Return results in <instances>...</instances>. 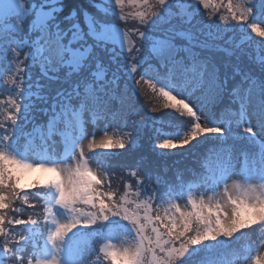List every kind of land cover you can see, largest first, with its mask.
<instances>
[{"label": "snow or ice", "instance_id": "1", "mask_svg": "<svg viewBox=\"0 0 264 264\" xmlns=\"http://www.w3.org/2000/svg\"><path fill=\"white\" fill-rule=\"evenodd\" d=\"M129 3L152 9L139 25L125 0H0V264H264V0H218L207 18L213 0ZM165 110L179 135L158 126ZM146 127L156 155L203 150L196 194L183 174L153 182L147 156L114 171ZM35 170L51 177L26 183Z\"/></svg>", "mask_w": 264, "mask_h": 264}, {"label": "rangeland", "instance_id": "2", "mask_svg": "<svg viewBox=\"0 0 264 264\" xmlns=\"http://www.w3.org/2000/svg\"><path fill=\"white\" fill-rule=\"evenodd\" d=\"M217 2H218V0H213V3L209 5L208 9H204L203 5H200L201 11L205 13V18H207V13L208 12H214L215 11V3H217ZM149 3H150V6L154 5L155 4V0H149ZM123 10H124V13L127 14V17H128L127 23L129 25V27H131L133 22H135L136 25H139V17L136 15V13L141 12V11H151L152 9H151V7L148 8V9H145L140 4H130L129 0H125V4L123 6ZM221 11H223V9H221ZM217 15H219V13H217ZM213 18L215 19V16ZM197 20H199V17L197 18ZM120 23H121V26L123 27L124 24H125V21H121ZM197 26L200 27L199 24ZM262 27H264V25H262ZM224 39L226 40L228 38L224 37ZM240 39H242V38L241 37L236 38L235 42H237V43L241 42ZM220 42H221V44H223V40L219 41V43ZM178 43L183 44V43H186V41L178 39ZM215 55H216V58L218 60L224 59V56H223L222 53H216ZM105 62H108V61L106 60ZM121 83L123 85H125L124 79H121L119 81L120 85H121ZM127 87H129L130 89L133 88V84H132L131 80L127 81ZM6 98H7L6 94L5 95H0V100H4ZM140 105L141 104H139V106ZM145 120H146V122L148 124H150L147 121L146 118H145ZM28 127L30 128L31 125H29ZM173 128H175V127H173ZM93 131H95L97 133V135H96V140L97 141L103 137V132L101 131L100 128L93 129ZM151 132L152 131L150 129H148L147 127L145 128V135L143 136V138H142V140H141V142H140V144H139V146L137 148L131 149V150L126 148L123 151H120V150H113V151L119 152L122 155V157L133 156V155H135L138 152V153H140L141 156H147L157 166H159L161 163L163 164V166L167 165L168 169L171 166H173V164L175 162L183 159V157L185 155H187V156L193 155L194 157H197L198 154H200L201 151H202V149H179V148H177V149L173 150V152L171 154H169V155H163V156L156 155V154H154L152 152V143L149 140V136L151 135ZM126 133H127V129L126 128L121 129V128L117 127L115 129H113L112 131H110L109 135L110 136H114V138H122V137L125 136ZM171 133L179 135V133L177 131V128H175L174 131L171 132ZM161 151L162 150H157L158 153L161 152ZM179 162H189V160L187 158H185V160L179 161ZM179 162H177L176 164H179ZM95 164L97 166H99V163L96 160H95ZM154 167H156V166H154ZM119 169H121V168H118V169H116L114 171L116 173H119L120 172ZM168 169H165V170H168ZM123 170H124V174L125 175L127 174L128 171H130V170H125V169H123ZM165 172H167V171H165ZM42 177L43 178H50L51 174L50 173L41 172L40 170H35V171L29 172V173L26 174L25 182L26 183L35 184L37 181H40V183L43 184V179H41ZM157 181H158V179H157ZM112 184H113L114 189H121V180L119 179L118 176L112 178ZM197 189L192 190L193 194H196ZM28 214H29V212L26 211L24 213L25 217H27ZM115 235H116V238L113 239L112 241H110L115 246L119 247V246H121V244H125V246H126L127 243H130V238H126L123 233H116ZM107 242H109V241H107ZM220 251H223V249L219 250L218 252H220ZM105 264H108V262L105 261Z\"/></svg>", "mask_w": 264, "mask_h": 264}, {"label": "trees", "instance_id": "3", "mask_svg": "<svg viewBox=\"0 0 264 264\" xmlns=\"http://www.w3.org/2000/svg\"><path fill=\"white\" fill-rule=\"evenodd\" d=\"M83 3L86 5L87 0H83ZM232 35L233 34L231 32H228L224 35V37L228 38L229 36H232ZM238 37H240L239 34L234 36L233 39L235 40ZM256 39H260V38L256 37ZM240 41H241V39H240ZM257 52H258V49H257ZM105 63L108 65V67H106L104 69V72L110 77L111 71L115 70L116 65L109 63V62H105ZM120 88L124 89L125 85H123L121 83ZM127 88L130 92L131 89L129 87H127ZM145 92L147 93V99L150 101V103H152V104H159L160 103V100L157 97L153 96V94L151 93V90L147 89V86H145ZM145 99H146L145 95L138 94L135 97L136 106L139 107V104H141V105L145 104ZM227 103H228V101H227V99H225L224 104H227ZM147 111H148L147 106H145V108L142 110V114H144L147 121L149 123H151L150 118L153 114L148 113ZM155 115L157 117V120L160 121L158 126L161 128L162 131L167 132V133H171L174 131L175 128H177L176 126H172L169 124L170 120L174 121V117H172L168 111L165 110L164 112L156 113ZM45 119H46V117L44 116V113H42V112L37 113V123L38 124ZM31 127L29 128L30 130H31ZM173 127H175V128H173ZM147 128L152 131V129L150 127H147ZM140 157H141V155L138 152L133 156L122 157V155L116 151V155L112 159V164L115 165L114 170L121 168L122 166H123V169H125V170H132L129 166L132 165L134 163V161L136 159H139ZM185 158H187L189 160V162H179V161L185 160ZM179 161H177V162H179V164H176L177 162H175L173 164V166H171L169 169H168L167 165L163 166L162 163L159 166H157L153 163V165L156 166V167H153V172H154L153 182H157V179H159V178H163L165 180L172 181L175 179L177 174L186 175L187 176V178H185L186 180L191 179L190 177H191L192 172L194 170L199 169L203 165V163H205V159L203 156V150L201 151L200 154H198L197 157H194L193 155H189V156L185 155L183 157V159H181ZM165 169H168V170H165ZM119 171H120V169H119ZM165 171H167L168 173ZM162 191H163V189H162ZM23 216H24V218H26L24 214H23ZM103 232H104V230L101 232V235L103 234ZM222 252L223 251L217 252V256L219 257Z\"/></svg>", "mask_w": 264, "mask_h": 264}]
</instances>
